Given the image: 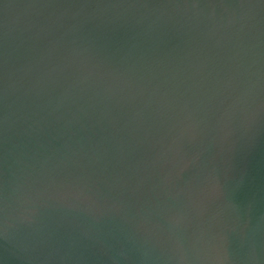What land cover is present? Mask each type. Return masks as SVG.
Returning a JSON list of instances; mask_svg holds the SVG:
<instances>
[{"label": "water", "instance_id": "1", "mask_svg": "<svg viewBox=\"0 0 264 264\" xmlns=\"http://www.w3.org/2000/svg\"><path fill=\"white\" fill-rule=\"evenodd\" d=\"M0 264H264V0H0Z\"/></svg>", "mask_w": 264, "mask_h": 264}]
</instances>
